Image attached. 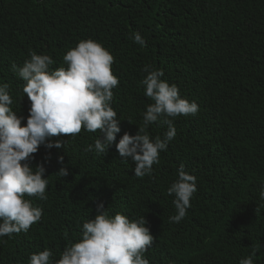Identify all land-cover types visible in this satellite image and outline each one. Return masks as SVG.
Wrapping results in <instances>:
<instances>
[{
    "label": "trees",
    "instance_id": "obj_1",
    "mask_svg": "<svg viewBox=\"0 0 264 264\" xmlns=\"http://www.w3.org/2000/svg\"><path fill=\"white\" fill-rule=\"evenodd\" d=\"M135 33L146 46L134 43ZM88 39L114 57L119 84L110 107L120 132L106 154L94 149L103 140L99 131L50 138L39 147L27 163L33 174L44 167L46 199H25L42 218L27 233L0 237V264H30L44 250L56 264L80 242L100 204L109 218L146 220L154 238L143 255L148 264H240L254 250L253 264H264V0H0V86H8L9 107L22 126L30 102L12 66L35 53L53 60L49 72L67 68L63 56ZM145 68L163 72L160 79L196 103L198 113L172 119L175 138L151 175L137 178L131 158L120 157L115 144L138 133L154 103L142 84ZM164 119L142 134L163 140ZM57 142L63 147H46ZM89 146L93 151H85ZM181 165L195 177L196 192L185 218L174 223L168 189Z\"/></svg>",
    "mask_w": 264,
    "mask_h": 264
},
{
    "label": "clouds",
    "instance_id": "obj_2",
    "mask_svg": "<svg viewBox=\"0 0 264 264\" xmlns=\"http://www.w3.org/2000/svg\"><path fill=\"white\" fill-rule=\"evenodd\" d=\"M133 38L134 43L146 46L139 33ZM63 62L67 68L49 72L53 60L47 55L31 53L30 60L22 67L12 66L25 82L23 93L30 102L26 126H22V118H18L9 107L12 100L8 86H0V237L27 233L42 218V210L33 207L25 196L46 199L44 167H36L33 174L27 163L46 140L76 136L82 130L89 133L99 131L103 140L97 139L94 149L98 154H106V149L115 143L120 132L117 113L110 107L112 90L119 84L112 73L114 57L101 44L88 39L68 50ZM144 71L148 73L142 81L145 95L154 103L147 107L138 133L135 136L125 133L115 144L120 157L124 160L131 158L137 178L151 175L152 166L159 162V153L165 151L167 143L175 138L172 119L198 113L196 103L180 98L175 85L170 86L160 79L163 72L149 71L148 68ZM158 117H165L163 123L168 130L163 140L157 137L153 142L142 133ZM46 147L60 149L63 144L48 143ZM85 151L91 152L93 147L89 146ZM59 162L63 163L62 157ZM58 173L68 175L65 168ZM195 184V177L186 174L181 165L178 180L168 189V195L175 196L173 203L177 213L170 222L179 223L185 218L196 192ZM261 199H264V191ZM96 211L95 218L83 224L80 242L65 248L56 264H148L143 255L154 238L145 226L146 220L131 222L121 214L109 218L103 204L98 205ZM255 254L254 250L240 264H253ZM51 256L48 250L32 254L30 264H50Z\"/></svg>",
    "mask_w": 264,
    "mask_h": 264
}]
</instances>
